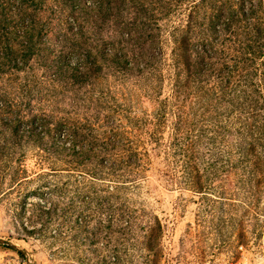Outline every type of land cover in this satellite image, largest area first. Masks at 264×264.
I'll return each instance as SVG.
<instances>
[{
  "label": "trees",
  "instance_id": "obj_1",
  "mask_svg": "<svg viewBox=\"0 0 264 264\" xmlns=\"http://www.w3.org/2000/svg\"><path fill=\"white\" fill-rule=\"evenodd\" d=\"M50 94L92 113L70 122L54 109L29 120L21 112ZM155 164L169 187L208 207L245 204L242 193L258 206L264 0H0V201L19 215L21 200L37 196L23 236L65 262L131 264L127 253L143 246L156 263L158 216L125 198H85L134 193Z\"/></svg>",
  "mask_w": 264,
  "mask_h": 264
},
{
  "label": "rangeland",
  "instance_id": "obj_2",
  "mask_svg": "<svg viewBox=\"0 0 264 264\" xmlns=\"http://www.w3.org/2000/svg\"><path fill=\"white\" fill-rule=\"evenodd\" d=\"M70 95H52L38 99H31L30 107L22 106L23 114L32 119L34 113L48 112L54 109L57 118H67L70 122L85 120L92 113L81 101L67 97ZM21 101L19 96L12 99ZM37 100V102H35ZM144 107L149 104L144 102ZM112 118L114 116L108 115ZM63 130L58 129L54 136H63ZM24 164L29 171L27 174L34 178V173L40 170L36 158V149L29 147L25 152ZM156 164L146 173L141 187L134 193L123 194H89L86 199L95 201L100 198L129 199L140 214H155L165 225L164 236L161 240L162 254L156 263L146 258L145 248H132L127 254L131 264H264V190L258 196L257 207L248 203L244 193L237 196L245 204L236 206L215 204L208 207L203 197L178 188L169 187L155 170ZM34 189V181L27 190ZM16 197V194H12ZM10 196V198H12ZM72 200L83 199L74 194L69 195ZM19 197V200H21ZM18 200V199H17ZM37 200L31 193L21 205L26 203V210L19 211V215L12 212L7 200L0 201V264H77L56 259L51 249L44 242L31 237H24L20 228L21 222L34 229V221L29 218L28 204ZM90 213V212H89ZM94 213V212H93ZM103 213H109L104 209ZM96 214V213H95ZM31 221V222H30ZM30 222V223H29ZM141 225V224H140ZM92 228V223H89ZM240 235L243 237L241 238ZM101 243V242H100ZM10 244L24 254L20 256L16 251L7 247ZM99 246V243H98Z\"/></svg>",
  "mask_w": 264,
  "mask_h": 264
},
{
  "label": "water",
  "instance_id": "obj_3",
  "mask_svg": "<svg viewBox=\"0 0 264 264\" xmlns=\"http://www.w3.org/2000/svg\"><path fill=\"white\" fill-rule=\"evenodd\" d=\"M0 242H3L4 243V241H2V239H0Z\"/></svg>",
  "mask_w": 264,
  "mask_h": 264
}]
</instances>
